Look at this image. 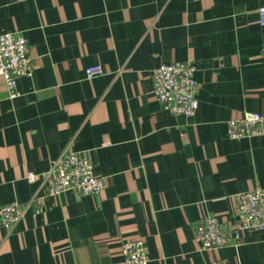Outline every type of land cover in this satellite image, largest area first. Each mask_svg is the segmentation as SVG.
I'll return each instance as SVG.
<instances>
[{
    "label": "crops",
    "instance_id": "crops-1",
    "mask_svg": "<svg viewBox=\"0 0 264 264\" xmlns=\"http://www.w3.org/2000/svg\"><path fill=\"white\" fill-rule=\"evenodd\" d=\"M264 0H0V32H20L33 59L11 98L0 81V207L42 209L6 230L0 264H126L125 241L149 264H264V231L202 250L205 215L235 219L233 196L260 190L264 135L232 140L228 123L264 116ZM191 62L199 107L167 111L153 72ZM101 65L103 74L87 78ZM84 152L105 181L97 195L45 196L28 173Z\"/></svg>",
    "mask_w": 264,
    "mask_h": 264
},
{
    "label": "built area",
    "instance_id": "built-area-1",
    "mask_svg": "<svg viewBox=\"0 0 264 264\" xmlns=\"http://www.w3.org/2000/svg\"><path fill=\"white\" fill-rule=\"evenodd\" d=\"M260 22L264 26V7L259 10ZM33 59L28 55V41L17 31L0 32V81L7 86L10 97L16 98L17 80L29 76ZM104 72L101 65L86 69L87 78L93 79ZM196 68L191 62L163 64L153 72V93L163 107L174 115L192 117L198 110V83ZM228 135L240 140L264 135V116L246 113L241 120L228 123ZM30 182L42 183L45 196L54 197L65 191L77 196L97 195L105 188V181L95 175L94 166L84 152L65 151L50 169L42 174L28 173ZM236 205L235 219L227 224L215 215H205L195 225L196 241L202 250H218L231 242L230 235L238 237L246 231H264V202L260 190H251L233 196ZM33 209L37 214L42 209L40 198L27 205L17 203L0 207L3 227L11 231ZM126 264H149L145 242L141 239L125 241L121 248ZM211 264H225L215 261Z\"/></svg>",
    "mask_w": 264,
    "mask_h": 264
}]
</instances>
